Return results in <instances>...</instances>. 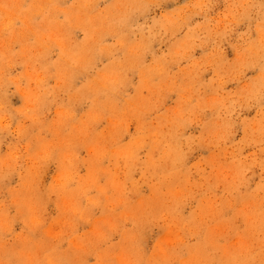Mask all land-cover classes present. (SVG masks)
<instances>
[{"label": "rangeland", "instance_id": "obj_1", "mask_svg": "<svg viewBox=\"0 0 264 264\" xmlns=\"http://www.w3.org/2000/svg\"><path fill=\"white\" fill-rule=\"evenodd\" d=\"M33 2L0 0V5L13 7L19 4L20 8H27ZM37 2L47 4L48 0ZM54 2L59 8L73 5V0ZM77 2L83 3L84 0ZM116 2L92 0L91 6L81 12L84 18H94L92 24L100 29L97 35L103 36L105 44L114 43L117 36L105 32L113 17L104 20L101 10ZM232 2L210 0L209 7L201 11L194 7L197 0H153L143 16L137 14L133 17V23L146 25L143 33L139 29L135 33L123 29L128 32L124 37L125 44L118 45L114 51L119 64H110L114 57L106 53L88 52L86 55L95 67L88 72L77 69V87L111 69L119 71L123 85L117 92L108 91L107 96L96 97L95 109L87 100L73 101L75 116L60 124L57 123L61 120L59 106L68 103V96L64 91H58L57 103L48 106L50 111L45 109L41 124L25 120L23 136H3L0 158L6 157L11 150L9 144H18L21 159L15 170H0V212L6 211L12 220V231L0 232V256L11 257L12 264H24L26 256H14L13 253L32 252L36 258L43 259L46 253L55 249L53 254L58 256L60 264H98V257L100 264H123L124 258L134 256L139 249L140 264H240L245 259V249L254 255L264 248V189L258 188L264 183V169L259 163L264 161V151H261L264 129L254 125V121L260 118L258 106L237 109L231 117L234 134L227 144L222 143L219 147L207 140L194 139L190 144L183 140V136L208 137L216 121V109L203 111L198 121L183 130L182 137L169 135L175 131L171 121L176 110L186 106L182 96L191 95L192 103L201 97L207 100L216 95L220 77L225 80L224 93L239 92L259 74V67L241 69V57L249 56L248 45L259 41L256 25L264 15L258 14L254 8L249 17L243 18L239 24L233 22L227 30L223 23L217 26V21L222 20ZM185 5L189 7L184 18L167 24L165 15ZM72 10H77L75 5ZM6 19L7 14L0 8V52L21 53L25 45L36 39L35 29H48L47 21L37 23L41 21V15L33 16V23L28 27L21 19L13 17L14 32L10 34L4 28ZM59 19H63V13H59ZM156 21L166 26L161 28L157 24L154 29L157 34L149 37L147 26ZM197 25L201 27L197 29ZM67 31L71 32L73 42L85 38L81 27L68 29L65 26L60 29V34ZM138 41L145 45L140 52L132 50ZM89 47H94L93 42H89ZM184 48L188 51L183 58L175 55L178 49L183 51ZM59 51V45L54 40L49 41V55L40 60L37 68L55 60ZM29 55L31 53L25 51L13 58L16 66L8 69L11 75L26 70L23 62L28 61ZM260 63L264 64V60ZM157 64L163 65V71L158 70ZM31 66L29 61L27 70L30 71ZM209 81L214 83L209 86ZM21 83L26 84L27 80ZM48 83L55 84V77ZM8 91L11 108L23 107L26 102L24 92H16L14 86ZM98 111H102V118L94 123L90 117ZM21 119L14 113L12 127L15 128ZM122 120L128 124V135L122 142L126 143L142 126L149 136L140 156L142 160L147 161L150 156L158 161L154 169H149V174L142 176L139 168L133 173V179L138 182L135 187L108 158L97 167L111 169L119 181L125 182L126 190L121 193L119 188L112 186L111 173L100 171L97 184L104 186L106 191L99 194L98 206L85 208L88 201L78 193L70 194L67 200L50 193L49 186L56 182L60 173L55 157L29 177L26 170L30 168L31 160L28 157L39 150L43 141L56 145L57 152L63 151L70 141L84 161L78 165L79 174L87 176V161L94 159L95 155L92 149L97 145L111 149L114 127ZM154 132L159 136L158 144L151 135ZM166 142L179 143L184 154L181 164L174 165L171 157L161 158ZM231 146L242 149L239 156L247 157L246 164L251 166L236 182H233L236 172L231 163ZM254 159L256 163H253ZM98 193L99 187H96L88 195L95 197ZM118 200L125 203H114ZM76 201L78 207L85 208L83 213L72 210ZM29 203L40 207L42 223L34 229L24 223L30 215ZM169 209L175 211L168 221L149 218L136 227L123 215L135 210L158 217ZM259 260L257 256L250 264H259Z\"/></svg>", "mask_w": 264, "mask_h": 264}, {"label": "clouds", "instance_id": "obj_2", "mask_svg": "<svg viewBox=\"0 0 264 264\" xmlns=\"http://www.w3.org/2000/svg\"><path fill=\"white\" fill-rule=\"evenodd\" d=\"M153 0H117L114 5L109 6L106 9H102L103 19L109 20V17H113L109 21L108 27L105 29L107 34L116 35L117 39L112 44H105L102 42L103 36H98L99 28L92 24L93 17L87 16L85 13L84 18L81 14L83 9L91 6L92 0H84L83 3H78L77 0H73V5L77 10L73 11V5H69L67 8H59L54 0H48L47 4L39 3L34 0L27 8H20L19 4L9 7L8 4L0 5L4 12L7 14L4 28H7L11 33L14 32V19H21L24 22L25 27L32 25L33 16L41 15V21L37 23H43L47 21L48 29L46 31H36V39L28 45L24 46L21 53L2 51L0 52V144L3 143V136L5 134L15 136L17 138L24 135L26 131L25 120L31 121L32 124H41L43 116L45 115V109L50 111L49 105L57 103L58 91H64L68 96V103L60 104L61 120L57 123L63 124L66 120L75 116L72 110L73 101H89L93 109L96 108V97L101 94L107 96L108 91L115 93L119 90V87L123 85L120 72L111 69L104 72L99 77L86 80L78 87L75 86V81L78 78L79 72L77 69L88 72L91 71L95 65L86 53L95 52L97 55L108 54L113 56L114 59L110 61V64H119V58L114 56V51L117 46H123L125 44L124 37L128 32L123 29H128L135 33L139 29L142 33L146 27L145 24L133 23V17L137 14L143 16L149 9ZM210 0H197L194 7L199 8L201 11L206 10L209 7ZM259 5V7H256ZM188 5L183 8L175 10L172 14H166L164 20L167 24L175 23L177 20L184 18L188 10ZM255 8L258 14L264 15V0H233L229 5L228 10L225 12L222 20L217 21V26L223 23L227 30L229 26L235 22L239 24L243 18L249 17L252 10ZM18 9V11H17ZM24 13V15H21ZM59 13H63V19H59ZM157 24L161 28L166 25L156 21L152 25L147 26V32L149 37L156 35L154 32ZM71 29L72 27H81L85 32V38L79 42H73L71 38V32L67 31L65 34H60V29ZM201 26L197 25L199 29ZM257 31L260 33L259 41L252 42L248 45L246 51L249 56L241 57V69L257 68L259 67V74L248 84H246L239 92L224 93L225 80L223 77L219 78V84L216 88V95L205 100L203 97L192 103L191 95L182 96L184 107H180L176 110L175 116L171 123L174 125L175 131L169 133L176 138L183 136V130L199 120L200 114L206 109H216V121L213 125V131L209 133L208 137H191L183 136V140L189 144L195 140H207L208 143H215L219 147L222 143L227 144L229 138L234 134L232 128L234 124L231 120L232 115L241 107H253L258 106L259 119L254 121V125H259L261 129H264V64L260 61L264 60V19L257 22ZM55 41L59 45V56L55 60H51L48 63L40 64L39 68L36 65L40 60L47 59L49 55V41ZM89 42H93L94 47H89ZM145 45L143 41H138L132 48L133 51L140 52L144 49ZM27 51L31 53L28 56V61L23 62L25 71L19 72L16 75H11L8 69L14 68L16 62L13 59L18 54H24ZM188 51L184 48L183 51L177 50L175 55H179L183 58V55ZM163 59V57H161ZM32 62L31 70L28 69V62ZM198 63V62H197ZM211 63V61H209ZM195 66V65H194ZM106 69L109 65H104ZM156 67L159 71H163V65L157 64ZM55 69V71H51ZM152 71V68L148 69ZM242 74V73H241ZM55 77L56 83L49 84L48 80ZM27 80L26 84H22V80ZM210 86L214 81L207 82ZM15 87L16 92L23 91L26 102L23 107L11 108L10 101L8 100L9 88ZM93 93L94 95H89ZM15 93H13L14 95ZM14 113L21 116L22 119L17 123L16 127H12V121L14 119ZM102 118V111L94 112L90 119L92 122H99ZM43 130V129H42ZM128 135V124L126 121H119L114 127L112 133L113 147L111 149L97 145L92 149L94 152V159L87 161L89 164V171L87 176H81L79 174L78 165L82 162V158L79 152L75 150V147L70 141L66 143L65 149L61 152H57V146L50 141H43L39 145V150L28 157L31 160V166L26 171L29 177L34 175L35 170L47 165L49 161H52L55 157L58 167L60 169L59 176L56 182L49 186L50 193H55L60 196H64L66 200L70 194L78 193L83 195L87 201V207L98 206L100 204L99 194L106 191L104 186H98L97 175L100 171H108L111 173V184L115 188H119L121 193L125 189V182L117 179L116 173L111 172V169H100L97 167L105 158H108L114 163L115 168L119 169L127 182H130L134 187L137 185V181L133 179V173L139 168L142 176L149 174L150 168H155L158 165V161L151 159L142 160L140 152L146 146V140L149 134L145 132L143 127H138L136 134L126 142L123 141V137ZM154 138V143H160V139L157 133H151ZM264 143V140H261ZM8 147L11 149L7 156L0 158V170L8 169L9 171L15 170L19 167V161L21 159L19 145H11ZM232 147V165L235 168V176L233 182L240 180L248 170L250 165L246 164L247 157H240L239 151L235 146ZM264 151V148L261 149ZM255 157V154H252ZM171 157L173 164H181L184 159L183 151L179 143L173 144L166 142L164 145V152L161 158ZM122 162V163H121ZM253 163H256L255 159ZM262 169H264V161H259ZM30 183V181H29ZM75 185V187H72ZM99 187V193L97 196H90L88 193L93 189ZM259 189H264V183L258 185ZM114 203H125V201L118 200ZM85 208L78 207V201L72 204V210L74 212L83 213ZM29 217L24 221L30 228H36L41 223L40 207L36 203L28 204ZM175 209H169L162 212L158 217L146 215L143 212L138 213L135 210L124 213L125 220H131L133 227H136L139 223L146 219L168 221V218L172 216V212ZM174 220V217H173ZM171 223L169 227H171ZM115 229L116 225H112ZM12 220L9 219L6 211L0 212V232H11ZM125 231L131 232V229ZM60 235V234H57ZM102 238H106L103 237ZM2 248V244H0ZM51 252L45 254L43 259H38L32 252L28 253H13L14 256L25 255L26 260L24 264H60L58 256ZM245 259L240 261V264H250L251 261H255L259 256V264H264V248L260 252L252 255L249 249H245ZM0 264H12V258L0 256ZM98 264H100V258L98 257ZM123 264H140V251L137 250L136 254L131 257L124 258Z\"/></svg>", "mask_w": 264, "mask_h": 264}]
</instances>
